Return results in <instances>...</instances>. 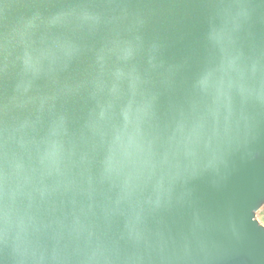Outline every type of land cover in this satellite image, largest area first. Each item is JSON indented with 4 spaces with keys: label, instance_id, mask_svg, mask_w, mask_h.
Masks as SVG:
<instances>
[{
    "label": "water",
    "instance_id": "obj_1",
    "mask_svg": "<svg viewBox=\"0 0 264 264\" xmlns=\"http://www.w3.org/2000/svg\"><path fill=\"white\" fill-rule=\"evenodd\" d=\"M229 80L264 87V0H0V177L23 264H264V106L233 91L229 138L222 118L219 136L191 124ZM113 88L101 138L89 120ZM145 96L151 147L112 138Z\"/></svg>",
    "mask_w": 264,
    "mask_h": 264
},
{
    "label": "snow or ice",
    "instance_id": "obj_2",
    "mask_svg": "<svg viewBox=\"0 0 264 264\" xmlns=\"http://www.w3.org/2000/svg\"><path fill=\"white\" fill-rule=\"evenodd\" d=\"M234 63V62H233ZM253 74L257 71L255 65L252 66ZM200 93H207V81L205 79H199L195 86ZM97 92H102L105 88V84L102 80H98L95 84ZM72 91V90H68ZM233 91L239 96L241 105H246L249 102H255L264 106V87L257 93L254 89L246 88L242 83H238L234 80L227 82H221L216 89L214 98L207 106L206 113L199 114L200 108L197 103L192 105V113L194 114L191 124L193 131L197 134L207 131L208 118L215 122L214 134L219 136L221 133L220 122L223 119V136L229 138L231 133V126L234 116V101ZM116 89L113 88L110 95L113 97L107 103L100 105L98 114H94L89 120V127L94 133L103 138L106 133L104 132L103 122L110 118V114L114 107V101L119 97L115 95ZM155 98L145 96L139 102H131L128 107L123 109L120 113L123 124L118 127H114L112 138L121 139L127 138L130 144H135L137 147L147 146L151 147L152 140L146 138L145 124L149 123L155 116L154 112ZM188 121L183 115L176 121V130L182 132L187 126ZM112 171L111 161L105 159L103 162V175L107 177ZM4 219V196H3V183L2 177H0V240H2V225ZM262 222H264V216H262Z\"/></svg>",
    "mask_w": 264,
    "mask_h": 264
},
{
    "label": "clouds",
    "instance_id": "obj_3",
    "mask_svg": "<svg viewBox=\"0 0 264 264\" xmlns=\"http://www.w3.org/2000/svg\"><path fill=\"white\" fill-rule=\"evenodd\" d=\"M220 150V145L217 146L216 152ZM0 245L7 246L11 248L13 254L14 264H23L22 259L17 255V249L13 243V237L11 232V227L7 213H4L3 225H2V240H0Z\"/></svg>",
    "mask_w": 264,
    "mask_h": 264
},
{
    "label": "built area",
    "instance_id": "obj_4",
    "mask_svg": "<svg viewBox=\"0 0 264 264\" xmlns=\"http://www.w3.org/2000/svg\"><path fill=\"white\" fill-rule=\"evenodd\" d=\"M261 210L259 212H257L255 217H256L257 221L264 226V222H262V216H264V214H261L262 213Z\"/></svg>",
    "mask_w": 264,
    "mask_h": 264
},
{
    "label": "rangeland",
    "instance_id": "obj_5",
    "mask_svg": "<svg viewBox=\"0 0 264 264\" xmlns=\"http://www.w3.org/2000/svg\"><path fill=\"white\" fill-rule=\"evenodd\" d=\"M261 211H262V213H261V214H264V206L262 207V210H261Z\"/></svg>",
    "mask_w": 264,
    "mask_h": 264
}]
</instances>
